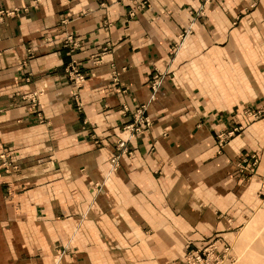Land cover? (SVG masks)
<instances>
[{
    "label": "crops",
    "instance_id": "1",
    "mask_svg": "<svg viewBox=\"0 0 264 264\" xmlns=\"http://www.w3.org/2000/svg\"><path fill=\"white\" fill-rule=\"evenodd\" d=\"M141 1L0 0V151L20 168H0V264H171L216 236L264 243V116L242 112L264 110V0ZM142 105L150 124L131 136ZM120 139L132 155L111 170Z\"/></svg>",
    "mask_w": 264,
    "mask_h": 264
},
{
    "label": "built area",
    "instance_id": "2",
    "mask_svg": "<svg viewBox=\"0 0 264 264\" xmlns=\"http://www.w3.org/2000/svg\"><path fill=\"white\" fill-rule=\"evenodd\" d=\"M205 2L211 3L212 0H205ZM147 5H148V0H144L140 2L137 5V7L145 8ZM201 13L203 14V10ZM133 14L134 12L132 11L129 13L130 16H133ZM185 35H186V32L181 34V36H179V39L183 41L184 38L186 37ZM65 46H67L70 49V52H72L79 45H78V42L74 40L73 36H67L66 41H65ZM179 46H180V43H177L176 46H174V48L172 49V51L174 52L177 51ZM94 62L97 63L98 60H95ZM170 75L174 76L175 74L171 72ZM66 76L70 84L74 88L73 98L75 102L77 103V105H80L78 91L82 88L86 80V76L83 72H81L79 65L76 61H73L68 65L66 69ZM160 79H161L160 75L154 77V82L152 86L153 92L160 85ZM24 98L28 101V106L30 109L33 110L37 107L38 105V93L37 92H32L30 94H27V96H25ZM143 112H144L143 106H141L140 108H136L134 112V118H135L134 122L124 127V129L131 136L134 133H139L140 131H142V127H141L142 125L148 126L150 124V121L148 120L147 117L144 116ZM259 113L260 111L254 112V113L248 112V115L249 116L251 115L252 117L255 118L256 115H258ZM239 130H241V128H238V129L234 128L226 134L219 133V137L222 141H225L227 137L231 138L232 136L236 134L235 132H239ZM115 150H116L115 151L116 155L112 157L109 161L111 170H115L118 168L117 161L120 158V156H122V154L131 153V151L127 147V143L123 140H119L117 142ZM250 157H251V162L253 164L258 162L257 154H253ZM0 158L2 159L1 164L5 172L7 173L14 172L19 169V167L16 164L9 162L10 154L6 149H4V153L2 152L0 154ZM244 162L248 164L247 161H244ZM229 254H230V247L228 246V243H226L220 237H215V238H211L203 248L195 249L190 252H187L178 264H228V262L230 261Z\"/></svg>",
    "mask_w": 264,
    "mask_h": 264
},
{
    "label": "rangeland",
    "instance_id": "3",
    "mask_svg": "<svg viewBox=\"0 0 264 264\" xmlns=\"http://www.w3.org/2000/svg\"><path fill=\"white\" fill-rule=\"evenodd\" d=\"M142 1H144V0H142ZM141 1V2H142ZM149 1L150 0H148V3H149ZM204 2H205V0H204ZM182 34V33H181ZM181 36V35H180ZM177 44V43H176ZM176 44H175V46H176ZM172 76V75H171ZM263 80H264V77H263ZM38 106V105H37ZM143 107H144V112H145V106L144 105H142ZM141 106H139V107H137V108H140ZM258 111H260V113L258 114V115H256V117L254 118V117H252L251 115H250V117H252L254 120H258V119H260V118H262V116H264V110H262V109H260V108H258V109H246V108H243L242 109V112L246 115V116H248V112H251V113H254V112H258ZM135 112V111H134ZM144 112H143V114H144ZM261 114V115H260ZM135 119V118H134ZM134 122V121H133ZM132 122V123H133ZM132 123H130V124H132ZM127 125H129V124H127ZM127 125H125V126H127ZM124 126V127H125ZM235 129L237 128H241V130L243 129V127H242V125H238V126H236V127H234ZM233 128V129H234ZM124 129V128H123ZM125 130V129H124ZM232 130V129H231ZM231 130H229V131H231ZM241 130H239V131H241ZM229 131H225V132H222V133H228ZM235 133H238V132H235ZM135 134H138V133H134L133 135H135ZM132 135V136H133ZM216 138H217V143H218V145H219V147H222V145H224V143H226L230 138H226V140L225 141H222L221 139H220V137H219V133H217L216 134ZM120 140H123V139H120ZM119 141V140H118ZM118 141H116V145H117V142ZM123 141H125L126 143H127V140H123ZM3 149H1V151H0V154L3 152L4 153V149L6 148V147H2ZM11 155V157H10V160H9V162H11V163H13V164H16L15 162H13V160H12V153L10 154ZM115 155H116V153H115ZM114 155V156H115ZM123 155H125V156H128V157H130L131 155H132V152L131 153H124V154H122V156ZM113 156V157H114ZM258 156V162L257 163H255V164H253L252 162H251V157L250 158H245L243 161H240L237 165H236V167L237 168H240V169H243V170H245V168L246 169H252V168H255L256 166H258V163H259V155H257ZM1 158H0V168L5 172V170H4V168L2 167V164H1ZM244 161H247V163L248 164H246ZM18 167H19V165L18 164H16ZM117 166H119V159H118V161H117ZM20 169V168H19ZM18 169V170H19ZM17 170V171H18ZM17 171H14V172H17ZM14 172H9V173H14ZM5 173H7V172H5ZM9 173H7V174H9ZM264 177V176H263ZM259 224H264V221H262V219L260 220V222H259ZM260 236H261V234L260 233H256V234H254L253 235V239L252 240H254V242L252 243V244H249V246H247V247H243V248H237L236 246H235V242L234 243H229L228 242V246L230 247V254H229V257H230V261L228 262V264H264V243H262V242H260L261 240H262V238L260 239ZM216 237H219V236H216ZM251 237L252 236H250V239H251ZM213 238H215V237H213ZM222 240H224L223 238H222ZM225 241V240H224ZM243 245V244H242ZM203 248V247H202ZM65 251V250H64ZM62 252H63V250H62ZM184 257V256H183ZM183 257H180L179 259H177V260H175V261H173V262H171V264H178L181 260H182V258Z\"/></svg>",
    "mask_w": 264,
    "mask_h": 264
}]
</instances>
